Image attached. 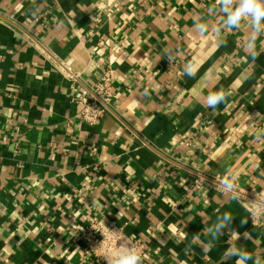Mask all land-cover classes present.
Masks as SVG:
<instances>
[{"label":"crops","instance_id":"obj_1","mask_svg":"<svg viewBox=\"0 0 264 264\" xmlns=\"http://www.w3.org/2000/svg\"><path fill=\"white\" fill-rule=\"evenodd\" d=\"M223 17L216 0H0V264H99L79 240L94 219L148 236L141 264H236L232 247L264 264L248 210L264 200V33L249 47L248 21ZM106 73L112 112L90 127L75 99ZM200 175L236 192L190 193Z\"/></svg>","mask_w":264,"mask_h":264},{"label":"built area","instance_id":"obj_2","mask_svg":"<svg viewBox=\"0 0 264 264\" xmlns=\"http://www.w3.org/2000/svg\"><path fill=\"white\" fill-rule=\"evenodd\" d=\"M113 11L110 10L107 17L112 16ZM97 23L100 20L97 19ZM70 80H76V76L70 74ZM114 101L113 80L110 74L101 79L99 83L93 86L86 95L75 99V103L81 106L80 119L83 124L90 127H97L105 117L112 112ZM221 181L207 176H198L195 178L193 185L190 187V193H206L210 191H218L229 193L221 187ZM234 190L231 192L235 193ZM255 208L249 209L252 225L260 228L264 232V200L257 201ZM79 240L84 243V255L93 258L99 264H107V259L115 257L124 249L122 245L134 248L142 257L148 248V236L141 234L139 236L128 235L124 228L114 222L110 223L107 228L94 219L81 232Z\"/></svg>","mask_w":264,"mask_h":264},{"label":"clouds","instance_id":"obj_3","mask_svg":"<svg viewBox=\"0 0 264 264\" xmlns=\"http://www.w3.org/2000/svg\"><path fill=\"white\" fill-rule=\"evenodd\" d=\"M219 5V11L224 14L222 19V25L224 29L233 30L240 27L241 23L245 20L248 21L250 28L252 29L251 39L249 47H253L256 39L261 33H264V0H216ZM214 9H209L213 11ZM207 24L198 23L196 30L200 33L207 31ZM184 72L187 76H193L195 73L194 66L189 63L185 66ZM229 93H226L223 89L210 92L206 98L207 106L215 109L218 105L226 103ZM234 179V178H233ZM229 193L235 190L233 182L224 180L220 185ZM233 217L224 213L217 218V222L207 229L208 234L213 240L224 234V230L230 228ZM246 221H242V224ZM246 239L250 238V234H243ZM121 251L115 257L107 259V264H141L140 254L132 247L127 245L121 246ZM225 256L227 258H236V264H248L253 257L246 251L237 249L235 247L229 248Z\"/></svg>","mask_w":264,"mask_h":264}]
</instances>
